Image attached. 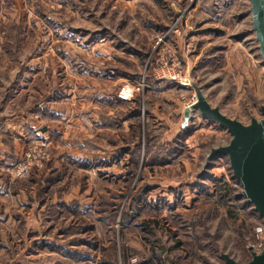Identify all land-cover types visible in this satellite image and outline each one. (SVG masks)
<instances>
[{
  "label": "rangeland",
  "instance_id": "rangeland-1",
  "mask_svg": "<svg viewBox=\"0 0 264 264\" xmlns=\"http://www.w3.org/2000/svg\"><path fill=\"white\" fill-rule=\"evenodd\" d=\"M195 86L263 118L249 0H0V264L247 263L262 220Z\"/></svg>",
  "mask_w": 264,
  "mask_h": 264
},
{
  "label": "water",
  "instance_id": "water-1",
  "mask_svg": "<svg viewBox=\"0 0 264 264\" xmlns=\"http://www.w3.org/2000/svg\"><path fill=\"white\" fill-rule=\"evenodd\" d=\"M249 2L264 40V9L257 0ZM194 90L196 98L191 104L192 108L197 109L202 117L225 128L231 136L227 145L212 149L210 155L219 153L227 156L230 170L241 186L243 196L264 223V106L260 107L262 119H252L249 124L243 125L224 115L218 108L211 107L199 87L195 86ZM222 258L226 264H239L226 254H222ZM245 264H264V249L260 254L252 255Z\"/></svg>",
  "mask_w": 264,
  "mask_h": 264
},
{
  "label": "crops",
  "instance_id": "crops-1",
  "mask_svg": "<svg viewBox=\"0 0 264 264\" xmlns=\"http://www.w3.org/2000/svg\"><path fill=\"white\" fill-rule=\"evenodd\" d=\"M135 114L137 115L138 114V112L136 111L135 112ZM126 120V119H125ZM28 125V127L29 128H31L32 129V131H34L36 134L37 133H39V132H37L36 131V128H34L31 124H30V122L27 124ZM44 127V126H43ZM48 130L49 129H47V128H42V130H40L43 134H46L47 132H48ZM1 149V148H0ZM8 154H10L8 151H2V154H1V157L2 156H6L7 157V155ZM123 154H125V155H127V153H123ZM70 157V159L71 160H79L80 159V157L77 155V154H74V153H71V154H66V155H63V154H61L59 157L62 159V158H65V157ZM1 159V158H0ZM74 161H71V162H74ZM89 163V162H88ZM111 164V163H110ZM108 165V164H107ZM106 165V166H107ZM90 167L88 168V170H90V172L94 169L93 168V166H91V165H89ZM104 174H106V175H103V177H110V178H114L113 177V175L111 176V174H114L113 172H107V171H105V173ZM26 204V203H25ZM55 252V251H54ZM60 252H62L61 250L60 251H58V252H55L61 259H65V260H67V259H69L70 261H71V263L73 262V259H71L72 257H73V252H69L70 253V255H65L64 253H60ZM96 259H97V257L95 258V257H93V256H89L88 255V258L85 260L87 263H89V264H94L95 262H96ZM51 260L52 259H49V260H47V258H45L44 260H42V261H40V262H25V261H21V262H17V263H15V264H55V263H52L51 262ZM57 262V261H56ZM98 263V262H97ZM14 264V263H13Z\"/></svg>",
  "mask_w": 264,
  "mask_h": 264
},
{
  "label": "built area",
  "instance_id": "built-area-1",
  "mask_svg": "<svg viewBox=\"0 0 264 264\" xmlns=\"http://www.w3.org/2000/svg\"><path fill=\"white\" fill-rule=\"evenodd\" d=\"M45 141L44 139H42ZM40 147H44L45 144L41 142L39 144ZM264 249V223L260 221V223L253 230V238L250 242L246 243V252L251 258L252 255H258Z\"/></svg>",
  "mask_w": 264,
  "mask_h": 264
},
{
  "label": "bare ground",
  "instance_id": "bare-ground-1",
  "mask_svg": "<svg viewBox=\"0 0 264 264\" xmlns=\"http://www.w3.org/2000/svg\"><path fill=\"white\" fill-rule=\"evenodd\" d=\"M128 92H129V88L126 87V88H124L122 94H123L124 96H126V95H128Z\"/></svg>",
  "mask_w": 264,
  "mask_h": 264
},
{
  "label": "trees",
  "instance_id": "trees-1",
  "mask_svg": "<svg viewBox=\"0 0 264 264\" xmlns=\"http://www.w3.org/2000/svg\"><path fill=\"white\" fill-rule=\"evenodd\" d=\"M84 164H86V163H83V166H84V168H85V167H86V165H84ZM177 246H178V245H177ZM177 246H176V247H177Z\"/></svg>",
  "mask_w": 264,
  "mask_h": 264
}]
</instances>
